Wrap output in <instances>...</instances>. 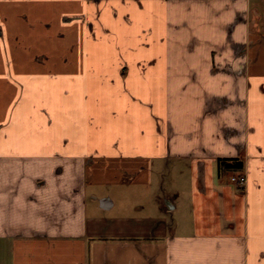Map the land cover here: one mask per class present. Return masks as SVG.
Here are the masks:
<instances>
[{
    "label": "crops",
    "instance_id": "1",
    "mask_svg": "<svg viewBox=\"0 0 264 264\" xmlns=\"http://www.w3.org/2000/svg\"><path fill=\"white\" fill-rule=\"evenodd\" d=\"M9 149L164 214L24 221ZM0 173V264H264V0H0Z\"/></svg>",
    "mask_w": 264,
    "mask_h": 264
},
{
    "label": "rangeland",
    "instance_id": "2",
    "mask_svg": "<svg viewBox=\"0 0 264 264\" xmlns=\"http://www.w3.org/2000/svg\"><path fill=\"white\" fill-rule=\"evenodd\" d=\"M9 154L11 158L5 159V188L12 189L13 194L18 195L15 200L22 208L24 221L35 217L38 221L47 220L51 227L53 224L60 227L64 221L60 217L70 216L71 219L74 207L81 205L85 208L83 215L79 213V216H83L86 225L90 217H150L164 214L154 201V186L142 182L91 183L77 163L69 162L68 165L60 155H29L12 149H9ZM164 182L170 189L175 187L171 173ZM157 185L159 187L161 184ZM103 198H110L113 207L102 209L100 201ZM169 213L164 218L179 216L181 206Z\"/></svg>",
    "mask_w": 264,
    "mask_h": 264
},
{
    "label": "trees",
    "instance_id": "3",
    "mask_svg": "<svg viewBox=\"0 0 264 264\" xmlns=\"http://www.w3.org/2000/svg\"><path fill=\"white\" fill-rule=\"evenodd\" d=\"M218 168L220 173L223 171L242 170L244 168V161L240 158L221 157L218 159Z\"/></svg>",
    "mask_w": 264,
    "mask_h": 264
},
{
    "label": "built area",
    "instance_id": "4",
    "mask_svg": "<svg viewBox=\"0 0 264 264\" xmlns=\"http://www.w3.org/2000/svg\"><path fill=\"white\" fill-rule=\"evenodd\" d=\"M231 180L234 183H236L237 185L242 186V185H245L246 184L247 177H246V175H243V174H241V175H233L231 177Z\"/></svg>",
    "mask_w": 264,
    "mask_h": 264
},
{
    "label": "water",
    "instance_id": "5",
    "mask_svg": "<svg viewBox=\"0 0 264 264\" xmlns=\"http://www.w3.org/2000/svg\"><path fill=\"white\" fill-rule=\"evenodd\" d=\"M103 206L105 207L106 205L103 204Z\"/></svg>",
    "mask_w": 264,
    "mask_h": 264
}]
</instances>
